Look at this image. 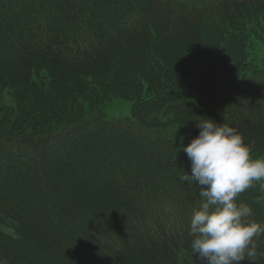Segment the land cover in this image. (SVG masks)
Wrapping results in <instances>:
<instances>
[{"label": "trees", "instance_id": "16d2710c", "mask_svg": "<svg viewBox=\"0 0 264 264\" xmlns=\"http://www.w3.org/2000/svg\"><path fill=\"white\" fill-rule=\"evenodd\" d=\"M203 118L264 157V0H0V264H202ZM237 202L264 225V181Z\"/></svg>", "mask_w": 264, "mask_h": 264}, {"label": "clouds", "instance_id": "9594fccd", "mask_svg": "<svg viewBox=\"0 0 264 264\" xmlns=\"http://www.w3.org/2000/svg\"><path fill=\"white\" fill-rule=\"evenodd\" d=\"M196 127L199 134L180 147L191 172L181 169L178 178L189 187L195 182L201 197L190 219L191 254L202 264H243L257 255L264 225L248 220L253 208L237 197L264 181V157L254 158L252 144L228 123L203 118Z\"/></svg>", "mask_w": 264, "mask_h": 264}, {"label": "rangeland", "instance_id": "374dc122", "mask_svg": "<svg viewBox=\"0 0 264 264\" xmlns=\"http://www.w3.org/2000/svg\"><path fill=\"white\" fill-rule=\"evenodd\" d=\"M2 103L5 105H11L12 100L10 96L5 92L2 96ZM132 102L130 100L122 98H112L107 101L100 111H102L103 117L107 121H124L130 118V109ZM179 136H182L183 131L180 127L175 128Z\"/></svg>", "mask_w": 264, "mask_h": 264}]
</instances>
